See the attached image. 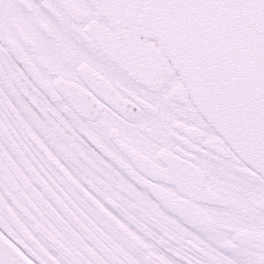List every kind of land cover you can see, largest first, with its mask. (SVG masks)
Returning a JSON list of instances; mask_svg holds the SVG:
<instances>
[{"label":"snow or ice","instance_id":"snow-or-ice-1","mask_svg":"<svg viewBox=\"0 0 264 264\" xmlns=\"http://www.w3.org/2000/svg\"><path fill=\"white\" fill-rule=\"evenodd\" d=\"M0 264H264V0H0Z\"/></svg>","mask_w":264,"mask_h":264}]
</instances>
